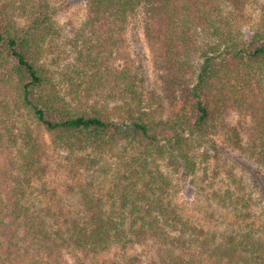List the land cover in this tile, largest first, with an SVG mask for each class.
I'll return each mask as SVG.
<instances>
[{"label":"trees","instance_id":"trees-1","mask_svg":"<svg viewBox=\"0 0 264 264\" xmlns=\"http://www.w3.org/2000/svg\"><path fill=\"white\" fill-rule=\"evenodd\" d=\"M18 1L0 0V264H67L73 252L81 264H120L139 245L149 249L147 264H264V225L245 223L249 213L224 232L193 223L173 207L171 180L158 163L170 156L194 170L199 144L214 143L211 137L225 130L227 144L262 168L251 181L264 191V91L250 79L253 65H264V29L250 39L241 32L249 0H90L73 45L85 70L76 73L90 78L85 98L111 89L101 106L81 98L75 105L62 94L44 62L54 12L47 1L38 9ZM139 20L165 93L149 102L145 79L124 49L129 22ZM251 109L263 130L248 129L243 142L240 128ZM235 110L246 112L237 124ZM22 112L59 149L102 155L122 144L134 149L106 198L85 192L83 209L62 206L44 184L49 167L34 130L15 118ZM245 191L227 190L221 202L250 210L255 201ZM128 262L143 264L139 255Z\"/></svg>","mask_w":264,"mask_h":264},{"label":"rangeland","instance_id":"rangeland-1","mask_svg":"<svg viewBox=\"0 0 264 264\" xmlns=\"http://www.w3.org/2000/svg\"><path fill=\"white\" fill-rule=\"evenodd\" d=\"M29 1L37 9L39 5L45 4L47 1V10L54 12L50 20L51 31L47 34L44 44L47 48L44 62L48 66H52L55 72L54 81L59 83L62 94L75 105L78 103V98H81L83 103L88 101L90 105L98 104L101 106L106 103L109 100L108 95L111 87L107 93L95 91L92 98H85L84 81L90 78L83 74L79 76V73L81 74L85 70L83 65L76 62L78 50L73 45L75 33L86 16V9L90 0ZM29 8L32 10L31 5ZM241 15L239 28L246 39H250L257 29H264V0H249ZM19 18L21 25L27 23L26 18ZM140 22V20L129 22L124 33V49L133 69L138 70L140 76L145 79L142 87L143 95L146 97V102H149L151 101V94L155 93L156 100H158L160 96L165 97V93L162 89L159 73L155 68L154 51L145 37ZM117 65L121 67L124 62L118 61ZM77 71L80 72L76 73ZM251 71L256 74L250 78L253 86L256 89L262 87L264 91V65H253ZM81 85L83 88L79 89ZM176 96L178 105H182L184 94L181 88L177 90ZM260 103H262L261 109L264 113V92ZM165 106L168 107L166 104ZM251 111L245 117L249 121L246 127L240 128L243 142L247 139V135L249 137L250 130L248 129L255 127L254 129L263 130V124H259L257 119L253 118L256 110L251 109ZM22 113V115H16L15 118L19 120L21 125H27L34 130V136L45 153L43 155L44 161L49 167L44 178V184L49 190L57 192L60 199L63 200L62 206L66 210L83 209L82 198L80 197L85 192L106 198V195L115 186L117 176L125 172L124 160L134 154V149L127 144H122L112 152L103 155L97 154L93 150L70 152L59 149L53 144L52 135L48 131L37 127V124L26 113ZM245 113L235 110L231 117L232 123L237 124ZM252 122H255L254 126H251ZM227 137L228 133L224 130L211 137L214 143L203 140V144H199L200 149L195 152L196 167L194 170L187 171L185 167L173 162L170 156L158 161L159 168L164 171L172 183L168 197L173 207L177 208L181 215L209 230L224 232L236 228V225L239 224L237 215L240 213L243 215L242 218L249 213V216L245 217V223L252 224L255 222L257 226L264 225V191L261 192L256 189L251 181V172L253 173L255 169L260 170L261 167L256 160L246 157L235 146L228 145ZM241 188H245L246 197L250 194L254 198L255 202H253L250 210L239 205V208L233 211L232 208L227 207L229 201L225 204L221 202L220 197L225 196L227 190L238 192ZM236 195L237 193H235ZM58 199L56 197L57 201ZM148 250L146 246L139 245L129 251L126 259L121 258L118 261L120 264H128L129 257L139 255L143 264H147L148 257L151 255ZM79 255L76 252L65 255L67 264H81L82 260L80 261Z\"/></svg>","mask_w":264,"mask_h":264}]
</instances>
